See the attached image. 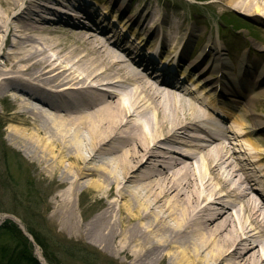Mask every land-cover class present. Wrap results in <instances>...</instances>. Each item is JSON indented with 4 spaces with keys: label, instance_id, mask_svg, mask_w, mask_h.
I'll return each instance as SVG.
<instances>
[{
    "label": "bare ground",
    "instance_id": "6f19581e",
    "mask_svg": "<svg viewBox=\"0 0 264 264\" xmlns=\"http://www.w3.org/2000/svg\"><path fill=\"white\" fill-rule=\"evenodd\" d=\"M131 2L108 0L103 11L138 44L159 39L186 59L181 76L197 70L208 102L158 83L116 30L82 24L80 0H0V103L8 107L0 118L9 143L62 189L49 213L55 224L121 264H264V178L255 177L264 143L254 135L264 133V118L253 108L264 94V63L248 65L243 55L235 64L210 38L191 57L198 31L184 17L160 32L158 9ZM220 2L264 25V0ZM244 73L248 91L236 89L235 74ZM219 108L233 111L244 159L214 115ZM82 194L95 208L85 220L76 210Z\"/></svg>",
    "mask_w": 264,
    "mask_h": 264
},
{
    "label": "rangeland",
    "instance_id": "374dc122",
    "mask_svg": "<svg viewBox=\"0 0 264 264\" xmlns=\"http://www.w3.org/2000/svg\"><path fill=\"white\" fill-rule=\"evenodd\" d=\"M34 1L36 4L48 3L51 5L56 2L59 3L58 5L66 3V0ZM91 1L93 4H89L90 9L93 11L96 9L95 14L101 13L98 18H102L103 14H107L108 19L114 18L112 10L102 13L104 2L108 0ZM137 1L136 7L135 2ZM145 3L158 9L160 19L162 17L164 20L166 19L165 21L162 19V23H159V31H162L163 26H166L169 20L175 18L177 14L184 17L186 27H193L198 31V36L192 37L191 57L198 53L210 38V41L218 42L225 49L227 60L230 57L231 61L237 63L244 52L248 51L246 55L248 61L249 59L257 60L258 64H262L264 61V50L262 51L264 49V26L257 20H252L242 11L224 6L220 0H132L131 2L135 8H139ZM56 7L63 9L61 6ZM74 12L82 15L79 10ZM129 13H131L130 9L125 15ZM36 15H38L37 18L46 16L43 12H38ZM95 20L98 21L96 18ZM111 20H105L103 26L116 30L124 44L126 41L131 46L137 44L138 36L131 33V28L126 26L123 28L119 21L114 19V22H111ZM85 21L87 22V20ZM122 35H126V37ZM208 75L215 76V73L211 72ZM236 76L237 74H235ZM194 79V76L186 78L181 86L189 90L193 97L208 100L209 95L203 89L202 82ZM7 108L5 102L0 103V115ZM253 108L264 118V94L255 101ZM226 110L233 113L231 109ZM244 110L242 105L235 111L240 115ZM6 125V122L0 118V216H5L2 219V225L7 222L17 224L15 226L22 237L18 235L11 237L0 232V264H121L120 256L113 255L92 244L85 236L61 230L49 217L55 199L54 194L62 189L53 182L49 183L45 175L34 167L35 163L32 159L9 143L5 130ZM229 127L231 130L230 143H232L236 155L244 159L245 155L239 149H244L247 142L244 141L243 145L241 137L235 138L237 129L234 122L229 124ZM254 135H257L264 143V133ZM249 153H253V150ZM241 161L245 163L243 160ZM260 166L261 172L255 173V177H259V179L264 178L262 177L264 164L261 163ZM256 190L260 195H263L259 189ZM255 194L259 197V194ZM76 199L78 201L76 210L85 220L95 209L92 198L82 194Z\"/></svg>",
    "mask_w": 264,
    "mask_h": 264
},
{
    "label": "trees",
    "instance_id": "16d2710c",
    "mask_svg": "<svg viewBox=\"0 0 264 264\" xmlns=\"http://www.w3.org/2000/svg\"><path fill=\"white\" fill-rule=\"evenodd\" d=\"M0 232L2 234H7L11 237H13L14 235L21 236V235H19L20 232H19V230H17V227L10 222H7V223L3 224L2 226H0Z\"/></svg>",
    "mask_w": 264,
    "mask_h": 264
}]
</instances>
